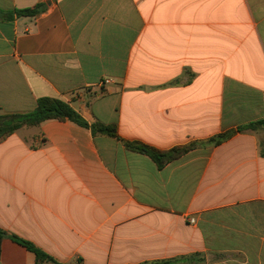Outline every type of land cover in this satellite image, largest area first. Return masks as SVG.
<instances>
[{
  "label": "crops",
  "instance_id": "crops-1",
  "mask_svg": "<svg viewBox=\"0 0 264 264\" xmlns=\"http://www.w3.org/2000/svg\"><path fill=\"white\" fill-rule=\"evenodd\" d=\"M42 98L195 146L159 169L69 120L23 127L0 140V229L62 264H264V0H0V114ZM0 264L37 263L5 238Z\"/></svg>",
  "mask_w": 264,
  "mask_h": 264
},
{
  "label": "trees",
  "instance_id": "trees-1",
  "mask_svg": "<svg viewBox=\"0 0 264 264\" xmlns=\"http://www.w3.org/2000/svg\"><path fill=\"white\" fill-rule=\"evenodd\" d=\"M46 8L45 5H38L34 9H27L19 11L20 15L34 16ZM48 120L58 121H71L78 124L81 127L90 129L93 135H106L125 143V146L135 152L143 153L149 156L158 166L159 169H163L168 163L178 159L182 155L189 152L195 144L187 147L173 148L169 151H159L153 147L144 145L138 142H129L123 140L119 134L115 125H105L103 123H95L89 125L84 121L80 115L66 102L53 98H42L38 101L36 109L28 114H0V140L12 135L17 130L23 127H32L41 124ZM261 124V123H259ZM242 129H238L241 131ZM234 132L219 135L216 138L211 139L210 143L218 145L227 138L231 137ZM5 238L11 239L13 242L23 246L29 252L33 253L36 257L37 264H43L44 262H50L52 264H62L49 256L39 248H37L30 241L21 239L15 235H9L2 229H0V255H1V243Z\"/></svg>",
  "mask_w": 264,
  "mask_h": 264
},
{
  "label": "built area",
  "instance_id": "built-area-1",
  "mask_svg": "<svg viewBox=\"0 0 264 264\" xmlns=\"http://www.w3.org/2000/svg\"><path fill=\"white\" fill-rule=\"evenodd\" d=\"M112 83V81L110 80V79H106V80H103L100 84H99V86H100V88H103V87H105L107 84H111ZM191 223L193 224L194 223V220L192 219L191 220Z\"/></svg>",
  "mask_w": 264,
  "mask_h": 264
},
{
  "label": "rangeland",
  "instance_id": "rangeland-1",
  "mask_svg": "<svg viewBox=\"0 0 264 264\" xmlns=\"http://www.w3.org/2000/svg\"><path fill=\"white\" fill-rule=\"evenodd\" d=\"M107 85H109V84H107ZM98 87H100L99 85H98ZM102 89V88H101Z\"/></svg>",
  "mask_w": 264,
  "mask_h": 264
}]
</instances>
